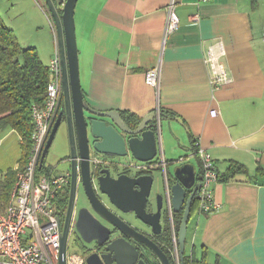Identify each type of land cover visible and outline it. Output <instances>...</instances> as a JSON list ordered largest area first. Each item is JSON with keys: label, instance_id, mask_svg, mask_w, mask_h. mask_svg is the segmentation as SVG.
Listing matches in <instances>:
<instances>
[{"label": "crops", "instance_id": "0c3cea01", "mask_svg": "<svg viewBox=\"0 0 264 264\" xmlns=\"http://www.w3.org/2000/svg\"><path fill=\"white\" fill-rule=\"evenodd\" d=\"M171 1L78 0L80 84L92 109L119 111L129 124L153 117L159 101L169 162L193 151L194 142L213 156L221 176L214 185L220 207L200 213L197 205L191 214L187 257L209 264H264V0H175L179 27L165 38ZM197 13L199 20H193ZM217 40L225 44L222 61L231 81L214 92L205 55ZM159 62L158 99L145 73ZM58 135L67 142V127H59L54 140ZM20 158L0 168V180ZM232 161L246 171L225 179ZM188 162L200 177L197 156Z\"/></svg>", "mask_w": 264, "mask_h": 264}, {"label": "water", "instance_id": "95a60500", "mask_svg": "<svg viewBox=\"0 0 264 264\" xmlns=\"http://www.w3.org/2000/svg\"><path fill=\"white\" fill-rule=\"evenodd\" d=\"M44 1L57 29V47L62 65V92L41 163L52 146L60 122L65 119L70 148L65 160L69 163L71 173L70 208L74 203L78 182L81 181L85 198L92 210L110 224H104L89 208H81L77 223L79 234L86 243L96 242L103 247V252L90 250L86 255L87 263L171 264L163 246L153 238L154 235L164 232V225L169 221L166 184L164 180L160 184L156 170L133 174L126 170L128 165L120 158L110 160L112 166L101 169L95 180L91 175V150L107 157L130 156L139 161L154 159L158 153L156 113L151 118L145 117L136 125H131L119 111L92 109L80 84L75 19L78 0H65L61 12L54 0ZM173 176L175 181L170 185L172 208L175 213L182 212L177 241L180 261L183 264L186 258L188 223L201 182L195 164L191 162L176 166ZM101 194L112 207L100 198ZM119 212L134 216L140 224L132 223ZM69 217L68 214L62 226L59 264H66L70 237ZM136 225H146L151 228V232H144Z\"/></svg>", "mask_w": 264, "mask_h": 264}, {"label": "built area", "instance_id": "2783aa9c", "mask_svg": "<svg viewBox=\"0 0 264 264\" xmlns=\"http://www.w3.org/2000/svg\"><path fill=\"white\" fill-rule=\"evenodd\" d=\"M210 0H197V4ZM45 2V1H44ZM62 2L61 4H63ZM45 13L52 28L57 34L56 25L45 3ZM201 15L194 14L193 20H199ZM179 16L176 12V2L172 0L168 5V18L165 29L167 38L179 27ZM56 49L49 67L51 80L47 86V97L43 104H34L32 117L34 129L32 132L33 145L29 157L24 165L18 166L16 181L4 209L0 210V264H59L62 226L59 219V211L56 200L64 192L70 182L71 173L68 171H56L52 166L41 169V157L50 134L57 107L61 98L62 65L56 38ZM223 40H217L211 44L205 55V61L210 70V85L212 91L220 89L231 81L228 68L222 61L226 54ZM161 62L155 67L149 68L145 73L146 83L155 88L157 98L161 84ZM212 116L218 114L217 109L211 110ZM162 108L156 106L157 139L160 149L156 157L150 161H139L132 158L127 164L139 172L149 173L161 170L166 184V202L169 208L170 227L172 233V258L174 264H181L179 258L177 227L175 212L171 200V189L168 183L169 161L163 154L161 146V118ZM211 153L204 147L195 143L193 151L180 156L175 162H188L196 157L201 163V186L199 188L198 211L200 213H212L220 207L216 201L214 185L220 179V172ZM91 169L93 173L103 165L110 163L98 154L91 156ZM80 180V176H79ZM72 232V231H71ZM69 245V241H68ZM66 264H88L86 255L77 252H69L67 248Z\"/></svg>", "mask_w": 264, "mask_h": 264}, {"label": "trees", "instance_id": "16d2710c", "mask_svg": "<svg viewBox=\"0 0 264 264\" xmlns=\"http://www.w3.org/2000/svg\"><path fill=\"white\" fill-rule=\"evenodd\" d=\"M54 2L61 12V0H54ZM51 77L50 67L41 60L38 49L35 46H22L16 33L4 23L0 16V134L9 130L19 134L22 145L20 166L27 161L33 145L32 108L34 104L41 105L45 101ZM163 114L164 111H162ZM133 120L131 125H136L141 119ZM45 168L43 163L41 169ZM245 171L243 164L232 161L224 178ZM16 176L17 170L10 168L0 180V210L5 208L9 200ZM197 205L198 197L196 196L191 214L197 209ZM181 218L182 212L175 213L177 230ZM167 235L170 236L169 233ZM185 257L183 264H209L205 259L199 260L195 256L185 255Z\"/></svg>", "mask_w": 264, "mask_h": 264}, {"label": "rangeland", "instance_id": "374dc122", "mask_svg": "<svg viewBox=\"0 0 264 264\" xmlns=\"http://www.w3.org/2000/svg\"><path fill=\"white\" fill-rule=\"evenodd\" d=\"M65 0H61V3ZM63 4H61V7ZM44 0H1L0 12L1 16L16 32L22 46H37L41 52L43 62L50 64L54 49L56 48L57 34L52 28L46 13ZM164 130V136H167L165 125L161 127ZM161 130V136H162ZM8 131L0 134L3 137ZM67 142L62 135H58L54 140L49 152L43 159L45 166H52L56 171H68L69 163L63 161L66 155H69L70 148L65 147V143L69 146V136H66ZM162 146V141H161ZM160 147V145H159ZM22 155V145L19 134L16 131H10L3 139L0 140V168L4 169L15 164V159ZM112 158V156H110ZM123 163L128 164L132 159L130 156L117 157ZM8 166H7V165ZM179 164L177 162H169L168 171H174ZM113 171H114V167ZM130 172H136L133 167H128ZM1 172V171H0ZM160 184L163 183L162 171L155 172ZM126 218L134 224H140L139 221L132 215H125ZM69 252L81 253L80 247L73 238L69 239Z\"/></svg>", "mask_w": 264, "mask_h": 264}, {"label": "flooded vegetation", "instance_id": "af4514ba", "mask_svg": "<svg viewBox=\"0 0 264 264\" xmlns=\"http://www.w3.org/2000/svg\"><path fill=\"white\" fill-rule=\"evenodd\" d=\"M62 103H64L62 101ZM61 125L60 127H67V122L65 119H63L62 122H60ZM98 154L106 159H109L110 157L97 153L94 150H91V156ZM110 160V159H109ZM112 166L111 163H109L108 165H103L100 167V169L97 171V174L93 173L92 169H91V175L93 180H95L99 175H100V171L101 169L105 168V167H110ZM198 178L201 180V176ZM81 179V176H80ZM175 181V178L173 176V171H169V177H168V183L169 185H171L173 182ZM70 187H71V179L70 182L66 188V190L64 192H62L60 194V196L57 198L56 200V206L57 209L59 211V219H60V224L61 226H64L65 220L67 215L69 214V239L73 238V240L76 241L77 245L80 247L81 249V253L84 255H87L90 250H95L97 252H103V247L98 246L96 242H92V243H86L81 235L79 234L78 230H77V223H78V219L80 216V210L81 208H89V210L94 214V216H96L97 218H99L104 224L110 226L109 223H107L105 220H103L98 214H96L92 208L90 207V203L87 200V198H85V193H84V189L82 188L81 185V181L78 182V188H77V192L75 195V199H74V203L70 208ZM100 198L102 200H105L106 204L110 207H112V205H110V203L107 201L106 197L104 195H100ZM120 215H122L124 218H126V216L122 213L119 212ZM86 217V215H85ZM173 218H174V210H173ZM140 230H143L144 232H151V228L146 226V225H136ZM164 232L161 233V235H154L153 238L160 243V245L163 246L164 250L167 252V254L170 257L171 260V264H174L173 258H172V233L171 232V227H170V218L169 221H167L166 225H164ZM72 231V232H71ZM167 233L170 234L167 235ZM171 242V244L169 243ZM179 250V248H178ZM180 258V256H179ZM181 262V261H180Z\"/></svg>", "mask_w": 264, "mask_h": 264}]
</instances>
